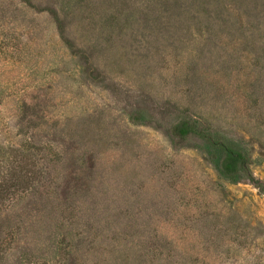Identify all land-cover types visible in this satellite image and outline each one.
<instances>
[{"label":"rangeland","instance_id":"obj_1","mask_svg":"<svg viewBox=\"0 0 264 264\" xmlns=\"http://www.w3.org/2000/svg\"><path fill=\"white\" fill-rule=\"evenodd\" d=\"M21 156L0 264H264V0H0V169Z\"/></svg>","mask_w":264,"mask_h":264},{"label":"trees","instance_id":"obj_2","mask_svg":"<svg viewBox=\"0 0 264 264\" xmlns=\"http://www.w3.org/2000/svg\"><path fill=\"white\" fill-rule=\"evenodd\" d=\"M197 133H199L198 129L187 119L180 120L172 128V134L176 140V144L179 145H182L188 137ZM27 158V156H21L20 160L17 159V161L12 162L13 166L8 168L7 172L4 171L6 167L4 169H0V203L5 198L9 197L10 194H13L11 192L13 189L19 188L21 185L25 187L26 185L34 182L33 180L35 179L36 170L26 171L24 169V167L29 163ZM247 164L248 157L244 151L225 146V153L220 165L222 170L227 175L233 176L238 172L240 167H247ZM20 165H23L24 167L20 169ZM30 172L31 174H28ZM251 179L256 182L254 178ZM256 183H258L260 191L264 194V184L260 181Z\"/></svg>","mask_w":264,"mask_h":264}]
</instances>
